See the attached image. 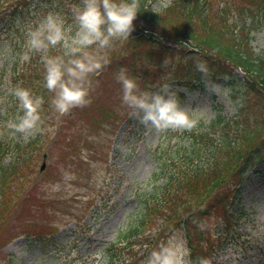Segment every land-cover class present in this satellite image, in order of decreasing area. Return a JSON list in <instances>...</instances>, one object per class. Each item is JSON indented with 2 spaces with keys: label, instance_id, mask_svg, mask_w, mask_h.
I'll list each match as a JSON object with an SVG mask.
<instances>
[{
  "label": "trees",
  "instance_id": "1",
  "mask_svg": "<svg viewBox=\"0 0 264 264\" xmlns=\"http://www.w3.org/2000/svg\"><path fill=\"white\" fill-rule=\"evenodd\" d=\"M154 1L140 0L141 12L134 21L135 26L145 23L147 27L143 30L146 33L133 30L126 40L113 41L105 50L109 62L96 72L118 67L130 51L139 54L142 42L154 45L147 52L148 58L158 51L155 48L166 57L168 51L174 52L167 42L177 43L183 48L178 52L190 63L177 67L176 71L182 68L183 74L179 76L176 72L175 82L187 89H195L205 87L219 77H227L235 111L226 113L224 107L216 103L215 117L209 121L202 119L196 128L183 130L177 139L179 130H174L155 147L154 183L149 188L137 189L138 207L119 229L115 240L104 248L111 264H119L124 253L134 254L143 246V258H147L156 244L178 231L187 241L195 262L206 255L199 244L206 238V228L213 214L225 217L224 232L216 250L225 243L239 242L236 226L245 221L249 213L231 202L229 188L236 193L244 172L257 163L256 158L264 150V54L256 57L251 43L252 34L264 24V0H171L161 10L153 8ZM41 2L64 6L66 2L75 5L81 0H0V22L12 24L24 18L25 10L44 9L46 5ZM19 30H16L14 42H1L5 57L0 68V231L2 222L11 216L24 183L35 174V164L44 144L51 140L49 129L55 125L58 114L51 104L54 92L44 85L40 54L30 53L28 59H24L26 37H20ZM159 33L163 35L161 40H158ZM185 41H191L199 50H187ZM62 51L56 47L49 54H62ZM198 62L207 65V74L197 69ZM130 67L131 76L138 79L137 65L134 63ZM237 69L246 75L240 78ZM164 83L174 90L173 84L166 80L147 82L143 90L161 91ZM16 84L30 88L43 98V131L27 139L20 133L13 134L7 127V121L15 117L18 107L15 98L6 94V89ZM178 96L180 101L185 97L183 92ZM102 112V121H110L111 113ZM112 113L118 115L119 111ZM132 116L127 118L129 123L135 117ZM66 149H69L68 145L63 143L65 162L76 165L67 157L69 151ZM236 178L238 181L235 182ZM37 236L35 238L41 241L49 238L42 234ZM223 240L227 241L223 243ZM0 264H14V259L4 257Z\"/></svg>",
  "mask_w": 264,
  "mask_h": 264
},
{
  "label": "rangeland",
  "instance_id": "2",
  "mask_svg": "<svg viewBox=\"0 0 264 264\" xmlns=\"http://www.w3.org/2000/svg\"><path fill=\"white\" fill-rule=\"evenodd\" d=\"M170 1L156 0L152 5L161 10ZM41 5L46 7L31 12L25 10L24 18L12 24L0 22V68L5 57L1 42H14L17 29H20V37H26V30L49 11L60 12L69 24L73 22L71 3L62 6L41 2ZM145 26L141 23L134 30L139 34L146 33ZM159 35L156 39L161 40L163 35ZM252 37L253 51L259 57L264 54V24ZM167 44L174 52L168 51L166 57L155 48L158 51L148 58L147 52L154 45L142 42L139 54L128 52L118 67L111 66L102 73L90 74V103L74 106L66 113L58 112L55 125L49 129L51 140L44 144L35 164V174L24 183L11 216L2 222L0 259L12 257L14 264H111L104 248L115 240L119 229L138 207L137 189L149 188L154 183L152 176L157 163L153 151L174 131L158 132L139 119L134 112L137 110L122 103L123 89L115 78L122 66L131 76L130 65H137L139 78L136 80L142 90L146 89L147 82L166 80L172 83L176 93L185 95L181 106L202 112L205 121L215 117L216 103L227 113L235 111L227 77H219L209 85L195 89H187L175 82L174 74H183L182 68L176 71L177 67L190 62L178 52L183 49L181 45ZM237 75L242 78L245 73L238 70ZM102 110L111 113L110 121H102ZM113 110L119 114L114 115ZM130 115L135 117L129 123ZM182 132H176L175 138ZM63 143L69 148L66 149L69 151L67 157L76 165L65 162ZM45 153L46 165L41 171ZM255 161L257 163L244 172L236 193L229 188L231 202L249 213L248 218L236 226L239 242L225 243L216 250L224 232L225 217L213 214L206 228V238L199 244L211 264H264V150ZM38 234L49 238L38 240L35 238ZM175 235L184 240L181 231ZM144 248L131 255L124 253L119 264H145Z\"/></svg>",
  "mask_w": 264,
  "mask_h": 264
},
{
  "label": "clouds",
  "instance_id": "3",
  "mask_svg": "<svg viewBox=\"0 0 264 264\" xmlns=\"http://www.w3.org/2000/svg\"><path fill=\"white\" fill-rule=\"evenodd\" d=\"M73 22L68 23L64 14L49 11L26 30L24 59L29 54H40L43 63L45 87L54 92L51 104L59 113H66L74 106L90 103L89 76L107 64L105 50L115 40L131 36L140 11V0H81L72 6ZM59 47L62 54L51 55ZM197 69L207 74L204 62ZM123 89L122 103L139 110V119L158 132L192 130L204 118L202 112L182 107L178 93L168 83L161 91L142 90L137 80L122 66L115 77ZM6 94L17 101L18 112L7 121L13 134L25 139L43 131L41 107L43 98L20 84L10 86ZM145 264H211L206 256L194 262L187 241L175 234L161 241L145 260Z\"/></svg>",
  "mask_w": 264,
  "mask_h": 264
},
{
  "label": "water",
  "instance_id": "4",
  "mask_svg": "<svg viewBox=\"0 0 264 264\" xmlns=\"http://www.w3.org/2000/svg\"><path fill=\"white\" fill-rule=\"evenodd\" d=\"M44 167H45V161H44L43 165L41 166V169H44Z\"/></svg>",
  "mask_w": 264,
  "mask_h": 264
}]
</instances>
